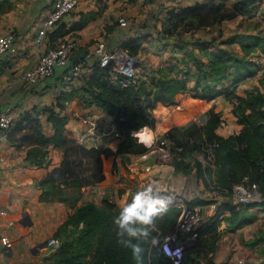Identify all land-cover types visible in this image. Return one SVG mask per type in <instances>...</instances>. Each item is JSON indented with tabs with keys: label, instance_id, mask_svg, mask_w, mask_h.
<instances>
[{
	"label": "trees",
	"instance_id": "1",
	"mask_svg": "<svg viewBox=\"0 0 264 264\" xmlns=\"http://www.w3.org/2000/svg\"><path fill=\"white\" fill-rule=\"evenodd\" d=\"M256 1L232 0L228 3L227 0H196L173 6L167 11L162 30L169 34L179 29L193 30L210 26L244 11ZM11 6L12 0H0V15ZM92 14L93 12L86 13L75 26H80ZM59 21L48 31V39L54 40V43L58 35L67 32ZM138 36L130 35L126 39L131 43L139 39ZM138 43L139 41L134 44V48ZM249 51L250 49H245L244 54H249ZM208 54L210 58L206 70L213 82L202 86L196 83L186 84L180 76L172 74L164 66L157 67L159 76L151 79L149 83L138 79L137 83L127 84L112 79L109 76L110 65L103 66L95 60L89 63L91 71L84 74L78 84L70 82L65 73L72 62L82 57L71 59L64 66L55 67L51 75L62 76L69 84L68 87L60 88L53 99L42 108L46 119L52 124V132L45 133L39 118L28 112L19 119L20 124L24 122L29 128L22 136L29 143L26 159L38 165L47 163L48 145L52 144L64 149L61 169L73 160L78 162L76 156L66 154L69 137L65 130L68 120L65 108L76 96L81 98L84 105L95 104L111 114L122 137L115 147L104 143L86 147L81 143L94 156L97 169L95 178L87 181L80 172L70 174L62 170L61 174L60 169H55L60 171V174H55L56 177L54 170L53 174L49 173L40 179V199L61 200L73 207L67 218L56 227L53 235L58 236L61 241L44 258V264H135L131 251L117 242L112 224L113 217L118 214L119 205L106 196L100 202L92 199L80 202V199L86 183L104 178L103 155L118 152L124 158L128 154H142L150 149L145 143L152 142V130L145 125L154 129L158 126V130L166 128L162 139L173 141L170 163L174 171L193 172L197 178L203 180L205 186L222 195L220 199L215 196L207 199L195 195L186 201L187 207L202 205L207 201L216 202L211 214L191 225L189 229H178L181 238L195 234L194 242L184 249L179 264H203V261L205 264H215L214 254L221 231L218 229L220 221L228 217L235 225H241L253 218V211L249 207L264 203V199L254 202L234 201L233 190L240 183L255 182L264 196V77L261 76L257 83L252 76H248L253 69H241L243 66L248 68L253 62L244 55L230 57V52L224 49L209 51ZM232 61L236 62L230 68ZM243 79H247L249 86L243 93H238L234 89L235 85ZM221 93H225L232 102L231 110L241 123L240 129L235 133L224 135L217 131L221 114L213 105L205 110L202 122L186 125L169 124L165 116L152 111L159 105L173 104L186 115L194 114ZM196 98L203 103L201 106L197 104ZM198 151H202L205 162L195 155ZM180 211V206L171 203L168 213L157 221L149 240L142 245L143 264H171L170 258L159 249L157 240L176 228Z\"/></svg>",
	"mask_w": 264,
	"mask_h": 264
},
{
	"label": "crops",
	"instance_id": "2",
	"mask_svg": "<svg viewBox=\"0 0 264 264\" xmlns=\"http://www.w3.org/2000/svg\"><path fill=\"white\" fill-rule=\"evenodd\" d=\"M52 1L12 0L11 8L0 15V33L13 30L16 36L15 50L0 57V107L7 108L14 117L8 136L0 137V264H44V258L55 249L45 244L46 239L53 235L56 227L73 210L64 201L39 198L42 189L40 179L55 169H60L61 174L65 170V167L61 169L64 149L49 144L47 163L38 165L30 162L25 157L29 143L22 138L29 128L24 122L20 124L19 120L28 112L39 118L45 133H51L52 124L46 119L42 108L53 99L60 88L68 87L69 84L56 74L34 83L26 82L19 76L22 70L36 63L40 51L44 49V45L40 47L35 44L34 35ZM193 1L196 0H79L60 19L59 23H62L67 32L57 38L74 36L77 40L76 51L84 50V57L87 58L97 38L105 36L111 44L108 45L112 47L116 40L126 39L130 35L155 31L165 33L162 24L167 19L168 9ZM88 12L93 14L80 26H75ZM121 14L127 17V24L117 21ZM51 42L54 43V40L47 37L45 45ZM90 71L91 66L86 65L82 74ZM82 76L80 74L69 80L78 84ZM65 111L68 114L65 124L68 137L74 138L77 143L82 141L86 147L103 143L116 146V141L102 133L104 129L110 130L114 126L111 114L95 104L84 105L78 96L67 103ZM145 127L152 130L148 125ZM153 133L152 130V141ZM145 144L150 146L149 143ZM162 152L159 149V154ZM154 154L153 150H148L142 154H128L126 158H138L139 166L148 174L149 183L153 186H164L168 179L169 188L173 191L164 195L171 198V204L174 202L173 194L178 192L175 180L169 178V175H173V165L170 162L155 161ZM107 157L110 160L114 158L121 164L120 153L103 155V159ZM53 173L55 176L57 170ZM107 180L103 178L86 183L80 202L88 199L100 202L104 197L103 189L109 184ZM240 193L241 188H236L234 200L238 199ZM208 209L209 215L214 207L211 205ZM249 209L253 211V218L241 225H235L228 217L220 221L218 229L221 231L214 254L215 264H264V203L250 206ZM2 235H7L10 241L4 244L1 241ZM202 263L205 264L204 261Z\"/></svg>",
	"mask_w": 264,
	"mask_h": 264
},
{
	"label": "rangeland",
	"instance_id": "3",
	"mask_svg": "<svg viewBox=\"0 0 264 264\" xmlns=\"http://www.w3.org/2000/svg\"><path fill=\"white\" fill-rule=\"evenodd\" d=\"M227 1L230 3L232 0ZM181 28H184V26H181ZM138 37L139 39L131 43L127 39L120 38L112 43V47L116 46L117 48L125 49L136 56L138 77L139 79H144L146 83H149L151 79L159 76L157 71L158 66H164L166 69H170L172 74L176 73L188 85L196 83L198 86H202L206 83H211L213 82V78L206 70L210 58L208 52L221 51L223 49L230 52V57H233V55H237L238 57L244 55L252 59L253 62L248 68L243 66L241 69L245 71H248L249 67L253 69L248 76H252L257 83H259L261 76L262 78L264 77V0H257L244 11L232 17L222 19L210 26L198 27L193 30L179 29L169 34L157 33L156 31L152 33H141ZM102 38L107 44H110L105 36ZM137 41L139 43L134 48V44ZM245 49H250L249 54H244ZM235 62H231L230 68ZM81 75L84 74L81 73ZM248 86L249 82L247 79H243L236 83L234 89L238 93H243ZM196 101L199 106L203 104L198 99ZM210 105H213L221 114V122L217 126L218 131L229 134L239 130L241 123L237 121L236 115L232 112V102L225 96V93H221L212 98L207 106L201 108L194 114L186 115L183 110L173 104L167 106L159 105L152 109V111L157 115L162 114L165 116L166 122L169 124L186 125L191 122H202L205 116V110ZM150 128L154 132V141L149 143V151L153 150L155 152V161L170 162L173 153L171 151L173 141L167 138L162 139L163 131L166 128L163 130H158V126L156 129ZM111 137V140L117 142L115 136ZM81 143L82 141L77 143L74 138L69 137L66 144V154L68 156L75 155V159L78 162L73 160L70 164L66 165L65 171H68L70 174L80 172L84 179L88 181L97 175L96 163L94 156ZM159 149H161V152H164L159 154ZM195 155L205 162L202 151L195 152ZM108 158L102 159V169L105 173L104 178L106 180L109 178L107 180L109 184L103 189V196H108L119 206L129 201L131 194L135 191L142 189L148 184H152L149 183L150 179L147 177L148 174H145L141 166H139L138 158L129 160L126 157H122L119 161L122 165L117 163L114 158L112 160ZM172 172L173 175H169V178L175 180V185L178 189V192L172 196V199H174L172 204L180 206L181 211L187 207L186 201L194 197L193 195H201L207 199H212L213 196L216 199L221 198L222 195H218L217 191L205 186L203 180L197 178L193 172ZM57 174H60V171ZM167 180L164 182V186L159 187L162 194L173 191L169 188L170 183ZM215 202L207 201L202 204L199 220L208 215V207L211 205L214 206Z\"/></svg>",
	"mask_w": 264,
	"mask_h": 264
},
{
	"label": "built area",
	"instance_id": "4",
	"mask_svg": "<svg viewBox=\"0 0 264 264\" xmlns=\"http://www.w3.org/2000/svg\"><path fill=\"white\" fill-rule=\"evenodd\" d=\"M79 0H53L46 14L42 17L40 25L38 26L34 35V42L42 47L38 59L34 65L21 71L20 78L26 82L34 83L39 79H43L53 73L55 67L64 66L71 60V55L76 52L77 40L74 36H64L58 38L54 44L49 43L45 45L48 37V31L62 18V16L70 11ZM120 24H127V17L123 14L118 16ZM16 48V36L13 30H7L0 33V57L4 56L7 52H13ZM78 56L77 58H80ZM76 58V59H77ZM75 60V59H72ZM95 60L100 65L109 66V76L112 79H118L122 84L137 83L138 74L136 68L137 58L129 51L117 48L116 46H109L106 41L101 37L93 42L92 49L87 55V58L82 56L80 60L72 62L65 73L66 78H74L79 76L86 65ZM13 114L7 109L0 107V137L6 138L8 131L13 124ZM103 134L117 138V142L121 139L122 133L114 126L110 130L104 129ZM1 159V158H0ZM241 188L240 196L237 200L235 198V189ZM234 201H260L264 199L261 191L255 182L253 183H240L234 187L233 190ZM202 205L195 204L190 207L183 208L178 215L176 228L169 233L163 235L158 241L159 249L170 258L171 264H179L184 249L192 244L195 239V234H188L184 238L179 236V228L189 229V227L199 221L201 216ZM1 241L6 244L10 241L7 235L1 236ZM58 236H49L45 244L51 248H57L60 244ZM33 264V263H29Z\"/></svg>",
	"mask_w": 264,
	"mask_h": 264
},
{
	"label": "clouds",
	"instance_id": "5",
	"mask_svg": "<svg viewBox=\"0 0 264 264\" xmlns=\"http://www.w3.org/2000/svg\"><path fill=\"white\" fill-rule=\"evenodd\" d=\"M171 198L148 184L131 194L130 200L119 206L112 219L117 242L129 249L135 264H143V243L148 241L157 221L169 210ZM155 241H153L154 243Z\"/></svg>",
	"mask_w": 264,
	"mask_h": 264
},
{
	"label": "water",
	"instance_id": "6",
	"mask_svg": "<svg viewBox=\"0 0 264 264\" xmlns=\"http://www.w3.org/2000/svg\"><path fill=\"white\" fill-rule=\"evenodd\" d=\"M85 52L84 50H77L71 55L72 59H76L78 56H84ZM141 141V140H140Z\"/></svg>",
	"mask_w": 264,
	"mask_h": 264
}]
</instances>
